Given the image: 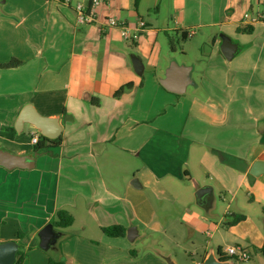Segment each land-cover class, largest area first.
<instances>
[{"label":"crops","instance_id":"crops-1","mask_svg":"<svg viewBox=\"0 0 264 264\" xmlns=\"http://www.w3.org/2000/svg\"><path fill=\"white\" fill-rule=\"evenodd\" d=\"M79 4L87 0H0V66L20 63L0 68V150L35 161L0 166V244L17 245L14 264H48L58 249L67 264H136L137 253L125 257L116 244L132 228L137 237L129 243L147 239L140 225L158 228L167 221L160 212L173 207L181 212L173 223L188 239L204 238L200 261L219 260L220 251L225 264H264V170L251 174L264 163V22L242 23L264 0H140L137 7L134 0H101L96 21L86 24L77 22ZM111 17L147 28L130 43L105 25ZM179 38L185 42L176 60ZM195 51L202 58L190 66ZM132 56L141 59L142 75ZM174 62L196 73L191 93L161 85ZM127 84L132 88L117 96ZM27 106L58 120L60 145L34 154L35 128H15ZM6 128H15L14 139L3 135ZM205 187L211 192L198 200ZM218 194L228 203L223 209ZM59 210L74 224L54 228L44 250L40 233ZM235 216L244 219L230 226ZM112 226L126 236L107 237L102 228ZM229 235L233 244L224 246ZM105 239L110 251L101 256ZM229 246L245 248L250 261L227 256ZM157 254L143 257L176 264Z\"/></svg>","mask_w":264,"mask_h":264},{"label":"water","instance_id":"water-1","mask_svg":"<svg viewBox=\"0 0 264 264\" xmlns=\"http://www.w3.org/2000/svg\"><path fill=\"white\" fill-rule=\"evenodd\" d=\"M132 63L135 68V72L138 75H142L144 71V65L136 56H132ZM192 67L180 66L177 63H172L168 68L165 78L161 80V85L169 92L182 95L185 94L188 87L193 86ZM24 124H30L33 128L40 131L41 136L48 139H57L61 134V127L57 119H49L41 116L32 107H25L19 115L17 123L15 125L16 130L21 131ZM0 166L7 169L14 168H30L35 166L33 157L30 156H16L9 152L0 150ZM264 170V163H256L251 174L256 176L259 171ZM211 192L208 187L200 189L196 196L198 200H202L203 196ZM54 226L52 224L47 225L40 233L41 245L40 247L47 250L54 239ZM134 233V235H133ZM137 237V229L128 230L127 239L131 242ZM18 247L14 242H7L0 244V264H14L16 259ZM203 264H225L224 262L216 260L214 257H209Z\"/></svg>","mask_w":264,"mask_h":264},{"label":"rangeland","instance_id":"rangeland-1","mask_svg":"<svg viewBox=\"0 0 264 264\" xmlns=\"http://www.w3.org/2000/svg\"><path fill=\"white\" fill-rule=\"evenodd\" d=\"M185 42L181 38L179 40L176 39L174 46L177 48L178 52L175 55L177 58L176 60H180L182 58V54L180 51L179 44ZM167 45L168 48H170L171 43H169V40L167 39ZM194 61H188L190 66H192L195 63H198V60L202 58V55L200 52L195 51L194 53ZM250 59H257V54L250 53ZM193 80L195 79L198 81V77L196 73L192 74ZM200 78V75H199ZM192 86L189 87V93L192 92ZM217 201L220 205V207L225 208V206L228 205V203H223L221 201L220 195H217ZM158 203V202H157ZM177 207H173V209H169L167 212H160L163 221L167 219L165 223L163 222H157V225L160 224V226L154 227L153 225H140L142 228L141 230H144L147 234H151L147 239L146 238H140L134 243H129L126 240L124 242H121L120 244H116V247L118 250H123V255L126 257H130L131 252L137 253V261L136 264H152L148 259L150 258V255H158V253H161L164 257H170L173 260L176 261V264H194L197 261H200V256H202L204 248H206L205 240L204 238H200L196 236L193 239H188V234L184 226L173 223L174 219L179 217V214H181L180 211L176 210ZM174 218V219H173ZM169 220V221H168ZM172 220V221H170ZM216 224L217 220L213 219ZM170 225V226H169ZM169 226V227H168ZM223 229V228H221ZM240 231L238 230L237 236ZM219 236V234H217ZM231 239H233V235H229L228 237L224 238V246L227 244H233L231 242ZM110 240H103L102 242L99 241L98 246H100L99 253L101 256L104 255L105 251H110ZM194 254V255H192ZM149 255V258H144L143 256ZM162 259V257H161ZM163 262L167 263L164 259H162ZM88 264V263H87ZM122 264H128V262H123Z\"/></svg>","mask_w":264,"mask_h":264},{"label":"built area","instance_id":"built-area-1","mask_svg":"<svg viewBox=\"0 0 264 264\" xmlns=\"http://www.w3.org/2000/svg\"><path fill=\"white\" fill-rule=\"evenodd\" d=\"M100 3L101 0H92L89 9H87V5L79 4L76 7L77 22L79 24L95 22L96 21L95 8L99 6ZM261 22H264V5L261 11H258L256 13L245 14L242 20V23L245 27H250ZM105 25L111 28L119 29L121 33V37L125 41L130 43L137 42L147 28L146 23L142 20H139L136 27H134L133 29H129V27L125 26L123 23H120L114 17L106 19ZM193 35L194 32H189L187 34V37L191 38L193 37ZM40 136H41L40 131L35 129V131L31 134V143L33 145H36L39 142ZM208 235L210 236L211 234L208 233ZM226 255L234 260L242 261V262H248L251 259V256L248 253V251L245 248L238 246H229L226 249ZM196 264H203V261H199Z\"/></svg>","mask_w":264,"mask_h":264},{"label":"trees","instance_id":"trees-1","mask_svg":"<svg viewBox=\"0 0 264 264\" xmlns=\"http://www.w3.org/2000/svg\"><path fill=\"white\" fill-rule=\"evenodd\" d=\"M91 1L92 0H87V9L90 8ZM134 1H135V7H137L140 0H134ZM183 35L185 36L184 39H186L187 35L185 33ZM19 65L20 63L18 61L13 60L8 65L0 66V68H15ZM131 88H132V84H127L124 87H122L116 94L117 96H119L123 94L126 90L131 89ZM3 135L9 137L10 139H14L16 135V130L15 128H8V129L6 128L3 132ZM61 143H62V136H59L57 139H54V140L40 136L39 142L34 146V154L39 155L40 153L49 152L48 151L49 149L54 148L60 145ZM243 219H244V216H235L229 225L233 226L239 223L240 221H242ZM51 224L54 226L55 229H59V230L67 229L74 224V217L66 210H59L56 213L55 218L51 221ZM102 232L107 237H110V238H118V237L126 236V229L122 226H112V227L102 228ZM19 236H22V233H19ZM259 251L264 256V246ZM131 254L133 253L131 252ZM59 255H60V249L55 251L54 256L50 254L48 264H67L64 260H62L59 257ZM219 257H220L219 258L220 261L222 262L226 261L222 253H220V251H219ZM22 259L23 258L17 261V264H21Z\"/></svg>","mask_w":264,"mask_h":264}]
</instances>
